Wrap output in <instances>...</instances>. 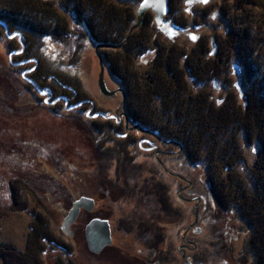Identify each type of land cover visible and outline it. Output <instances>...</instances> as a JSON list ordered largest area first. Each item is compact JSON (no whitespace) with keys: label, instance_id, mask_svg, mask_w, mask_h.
Wrapping results in <instances>:
<instances>
[{"label":"rangeland","instance_id":"rangeland-1","mask_svg":"<svg viewBox=\"0 0 264 264\" xmlns=\"http://www.w3.org/2000/svg\"><path fill=\"white\" fill-rule=\"evenodd\" d=\"M51 1L55 2L59 14L68 16L66 10L62 8L61 0ZM187 1L185 8L189 14L190 24L185 29H174L169 21H165L167 15L162 25H156L158 33L163 39L180 43L189 53L195 46L196 36H205L209 50L215 51L217 43L223 34H226L227 29L220 11L223 0L197 3L189 12ZM207 5H212V11L203 22L200 12L202 13ZM138 8L133 11L135 23L129 34L139 30L144 24L135 29ZM147 13L151 14V20L155 23L154 13L152 11ZM68 19L71 20V17L68 16ZM194 20L198 21V26L192 25ZM69 27L76 30L75 32H83V28L78 24L70 23ZM74 37L76 35L72 36L69 44L68 41L65 43L68 47L48 41L44 55L51 61L49 70L54 67L61 69L66 75L78 77L81 88L79 92H70L60 84L57 87V82L54 81L52 84L55 87H52L51 91L44 89V83L41 85L32 79L37 76L43 62L18 64L22 60V55L12 52H22L23 48L26 50L22 35L10 32L8 27L0 22V244L17 251L27 250L31 223L34 222L35 216L40 215L48 220L50 241L56 239L57 243H63L68 248L65 252L56 248L55 244L47 243L41 255L44 264H133L124 263L115 256V260L119 261L117 263L106 253L95 257L94 255L99 253L89 249L86 227L94 217L110 219L115 237L118 239L116 244L124 246L128 251L143 248L145 244L134 239H132L134 244H129L127 240H131V237L123 233L126 226L122 228L129 220V216L135 223L144 220L141 221L142 226L150 222L144 208H140L139 203L124 194L123 186L127 183L133 184L135 181L144 187L154 189L153 193L151 190L147 193L145 188L140 199L141 206H149L154 210L150 211L153 218L161 221V226L168 223L165 226L173 242L177 260L180 261L182 253L191 256L192 253L189 252L201 254L204 251L205 254H211L212 251H216L218 255H212L213 257L206 255L205 264H258L257 257L250 247L251 228L243 221L238 209L234 207L224 211L216 206L209 184L208 162L205 159L192 164L178 145L162 141L152 133L137 129L130 132V137L134 136L135 141L142 139L139 143L140 148L137 147L140 153L138 160H143L147 169L153 168L158 173V183L150 184V174L139 176L136 173L138 171L128 170L127 175L123 177L121 167L120 170H115V156H110L111 145L107 144L109 136L113 137L115 134L111 128L110 132L107 127L104 129V125L99 122L100 119L87 126V120L90 118L87 114L90 113L91 104L96 110H100L104 109L107 103L117 104L124 98L126 100L125 89L102 57V54L107 52L122 53L125 45H98L89 38L77 41ZM154 57L153 51L146 53L137 65L146 72ZM254 57L259 58L260 65L261 62L264 63L260 55L254 54ZM239 62L235 55L225 75L207 84H197V88L210 93L212 102L217 106L225 102L230 92L239 97L246 88L245 76ZM184 63L183 60V66ZM234 67L239 68L234 70ZM186 76V81H191L189 72ZM101 79L108 92L112 93V97L116 92L119 93L115 95L117 99L115 97L112 99L102 92ZM62 90H66L64 94ZM52 93L53 99L50 98ZM86 101L90 104L85 103ZM80 102L85 104H79ZM169 124L173 125L172 122ZM125 125H128V122ZM153 141H156L158 146L156 143L153 144ZM242 147L246 159L237 165V169L247 176L254 163L257 146H247L242 140ZM114 150L118 148L115 147ZM126 151L129 154L127 149ZM150 152L151 158L148 157ZM167 168L173 174L165 175ZM144 179L145 183L142 181ZM166 188L172 195L166 193ZM178 194L190 199L187 208L184 207L185 211L178 202ZM89 195L95 196L98 201L94 214H88L92 210L83 213L75 228L77 235L68 236L62 230L66 217L62 216L61 210L70 212L77 198ZM161 207L172 210L173 217L169 219V214L163 213V216L162 213H157ZM122 214L128 215L127 219H124ZM120 219L122 221L118 222ZM198 229L201 230L200 235L190 232ZM124 238L125 244L122 245L119 241ZM184 239L195 241L198 246L192 250L190 247L194 244H184ZM183 244L190 246L189 251L188 248L185 250L187 253L183 251L186 248L182 247ZM2 262L0 258V264Z\"/></svg>","mask_w":264,"mask_h":264},{"label":"trees","instance_id":"trees-1","mask_svg":"<svg viewBox=\"0 0 264 264\" xmlns=\"http://www.w3.org/2000/svg\"><path fill=\"white\" fill-rule=\"evenodd\" d=\"M61 1L71 20L59 14L51 0H0V22L10 32L21 33L26 55L43 62L37 78L32 79L51 91L54 81L57 87L60 84L70 92L81 88L78 77L54 67L49 70L51 61L44 55L48 41L68 47L76 35L77 41L89 38L98 45L124 44L122 53L107 52L102 57L125 89L128 117L162 141L178 145L192 164L204 159L208 162L216 206L224 211L238 209L251 228L250 247L257 263L264 264V63L260 65L259 58L254 57L257 54L264 59V0H223L220 11L227 29L217 49L210 51L207 37L198 35L190 53L180 43L163 39L150 13L143 26L129 34L135 23L133 11L142 0ZM185 4L186 0H170L165 21L174 29H185L190 24ZM211 11L212 5H207L200 12L203 22ZM70 23L81 26L83 32H75ZM192 25L198 26V21ZM152 51L155 57L143 72L137 63ZM235 55L245 76V91L239 97L230 92L225 102L217 106L210 93L197 87L225 75ZM188 72L191 81H186ZM107 130L110 132L108 127ZM242 140L247 146H257L248 177L237 169L246 159ZM115 142L122 146L113 150L124 169L134 168L139 176L150 174V184L158 183V173L153 168L147 169L145 162L135 156L129 157L123 147L126 140ZM127 173L125 169L121 174L125 177ZM30 229L25 251L0 244L2 264H44L41 255L47 243L56 244L57 240L50 241L45 217L35 216Z\"/></svg>","mask_w":264,"mask_h":264},{"label":"flooded vegetation","instance_id":"flooded-vegetation-1","mask_svg":"<svg viewBox=\"0 0 264 264\" xmlns=\"http://www.w3.org/2000/svg\"><path fill=\"white\" fill-rule=\"evenodd\" d=\"M12 53H15V54L21 53L20 55H22V58H21L22 60L18 63L20 65L21 64L27 65V63H32L34 61H37L34 57H29L28 55H26L24 48L22 49V52L15 51ZM23 54H25V55H23ZM30 80L33 82L32 79H30ZM118 94L119 93L116 92L115 95H118ZM106 95L111 96L112 99H114V97L117 99V97L115 95H113V97H112V95H109V94H106ZM50 98H52V99L54 98L53 93L50 96ZM81 103H83V102H80L79 104H81ZM85 103H88V102L86 101ZM85 103H83V104H85ZM88 104H90V103H88ZM92 105L93 104L90 105V107H91L90 113L88 112V114H87V116L90 117L87 120V126H89L91 123L92 124L95 123L96 120L98 121V119H100L101 121H99V122H101L102 125L107 126L108 128H111L113 130V133L115 134V135H113V137L109 136L110 138L107 141L108 142L107 144H110L111 145L110 148H112V151H110V156H111V154H112V156H115V160H114L115 165H116L115 170L116 169L120 170V167H121V170H120L121 173L125 169H127V171L128 170L129 171L136 170V169L130 168V167L124 169V167L119 166L121 164L117 160V156L115 155L114 150H113L115 147L120 148V145L115 142L116 138L119 140H126V144L123 147L124 148L126 147V149L129 151V154H128L129 157H131V155H134L137 159H139L138 156L140 155V153L137 151V147H139V143H140V141H142V139L139 138V140L135 141L136 138L134 136L130 137V132H135L137 130V128H135V126L138 124H135L128 117L127 112H126V106H125V98L123 99L122 102H118L117 104H116V102H115V104L107 103L105 105L106 107L104 109H100V110H96V108L92 107ZM125 116H127V117H125ZM126 118L128 120H126ZM127 122H128V125H125V123H127ZM149 133H151V132L149 131ZM135 136H136V134H135ZM154 143H156V141H153V144ZM157 146H158V144H157ZM150 153L151 154L148 155L149 158H151V155H152V152H150ZM166 153L169 154L167 151H166ZM166 166L168 167L167 164H166ZM169 169L165 171L166 172V173H164L165 175L166 174L169 175V173H170V175L173 174V172ZM171 177H173V175ZM123 187H124L123 191H124L125 196H127V197L129 196L130 198L132 197V199L135 200L136 203H139L140 204L139 207L144 208V210L147 212L146 215H148L149 219H150L149 220L150 222H147L145 225L142 226L141 221H144V220H139L138 222L135 223L134 220H132L131 216H129V218H128L129 220L126 221L125 222L126 224H124L122 226V228H124V226H126V228H127V229L125 228L123 233L126 236L131 237V240H129V241L127 240V242H129V244H131V245L134 244L133 243L134 241L132 240V239H134L137 242H140V243L143 242L145 245H143V248L138 247L137 249L128 251L126 248H124V246H119L118 244H116V241L118 239H117V237H115V233H114L113 226H112V221L110 219L108 220V219H101V218L94 217L90 220V222L93 220L99 219L102 221H107L109 223L111 237H112V244L108 247H105L101 251V253H99L98 255H94L95 257H98L101 254L106 253L108 255V257L114 258L115 256H117L116 258L123 260L124 263L125 262H128V263L133 262V264H137V261H138L139 264H205L206 255H209V257L212 255H218V253H216V251L214 252L212 250H211L212 252L209 251V253L211 252V254H205L203 251V253L201 252L202 255L200 253H198V252L196 253L194 251V252H189V254L192 253L191 256L185 255V253H182L180 256V261L177 260V258L175 256V249H174L173 242L169 238V236L167 234V228L165 226V225H168V223L163 224L161 226V221L159 222V219H157L156 217L153 218V213H151V211L153 212L154 210L149 208V206L148 207L141 206L142 203H141L140 199H142L143 191L145 192V190H146L145 188H147V187L146 186L144 187L140 183H136L135 181L133 182V184L127 183ZM147 190H154V189L151 187V188H147ZM182 190L185 191L186 189H182ZM166 191H167L166 193H168V194L170 193L172 195V193L169 192L168 188H166ZM151 192H153V191H151ZM177 196H178V198H177L178 202H180L182 204L183 208L184 207L187 208V204H188L190 199L188 197H185L184 195L181 196L180 194H178ZM81 199H87L93 203L92 209H91L92 211L88 212L86 208H84V207L80 208V212H79V215H78L76 221L70 225V231L73 233V235H72L73 237H75L77 235L75 228L78 226L80 216L83 213H85L86 211L88 212L89 215H93L95 212L96 205L98 203L95 196L89 195V196H80L79 198H77V200H75L73 202V204L75 202L81 200ZM172 202H173V200H172ZM162 204L164 206V202ZM185 208H184V211H185ZM66 213L68 215L69 212H66V210H61L62 216L67 217ZM157 213H160V214L162 213V215H163V213L164 214L167 213V215L169 214L168 215L169 219H171L173 217V211L168 210V209L166 210V208H163V207H161V209H159ZM167 215H166V217H168ZM64 217H62V218H64ZM122 217H124V219H127L126 217H128V215L127 216L123 215ZM180 217H181V215H180ZM159 218H161V217H159ZM121 219L124 220L123 218H121ZM121 219L118 222H121L122 221ZM176 221H179V219H176ZM157 222H159V223H157ZM162 222H164V221H162ZM184 230H185V228H184ZM200 231L201 230L198 229L197 231L192 230L190 232H193L194 234L200 235L199 234ZM185 232H186V230H185ZM183 242H184V244L185 243L194 244V246H192L190 244L192 247L183 244L182 247H186L183 250L184 252H186L185 250L187 248H188L187 250L189 251L190 250L189 247L192 250H195L196 246H198L195 241L190 242V241H186L184 239ZM119 243L124 245L125 244V238L123 240L119 241ZM126 244L128 245V243H126ZM55 246H56V248H59L60 250H64L65 252L68 251V248H66L63 243H56ZM127 248H129V247H127ZM114 261H116L115 258H114Z\"/></svg>","mask_w":264,"mask_h":264},{"label":"water","instance_id":"water-1","mask_svg":"<svg viewBox=\"0 0 264 264\" xmlns=\"http://www.w3.org/2000/svg\"><path fill=\"white\" fill-rule=\"evenodd\" d=\"M200 2L201 0H188V12L195 4ZM149 11H152L155 15L154 20L156 25H162L164 23V18L170 12V0H142L137 10L138 21L135 25V29L139 28L142 25L144 16ZM100 87L104 94L112 95V93L108 92L102 79L100 80ZM135 128L141 130L142 132H149L142 129L138 125H136ZM92 204L93 203L87 199H81L73 204L72 209L70 210L62 226V230L68 236L73 235V233L70 231V225L76 221L80 212V208L84 207L90 211L92 209ZM86 239L89 249L94 253H100L106 246L110 245L112 242L109 223L107 221H102L99 219L91 221L86 227Z\"/></svg>","mask_w":264,"mask_h":264},{"label":"snow or ice","instance_id":"snow-or-ice-1","mask_svg":"<svg viewBox=\"0 0 264 264\" xmlns=\"http://www.w3.org/2000/svg\"><path fill=\"white\" fill-rule=\"evenodd\" d=\"M202 3H207V0H201Z\"/></svg>","mask_w":264,"mask_h":264},{"label":"bare ground","instance_id":"bare-ground-1","mask_svg":"<svg viewBox=\"0 0 264 264\" xmlns=\"http://www.w3.org/2000/svg\"><path fill=\"white\" fill-rule=\"evenodd\" d=\"M169 13H170V12H169ZM169 13H168V15H169ZM143 23H144V21H143ZM143 23H142V24H143ZM141 26H142V25H141ZM141 26H140V27H141Z\"/></svg>","mask_w":264,"mask_h":264}]
</instances>
